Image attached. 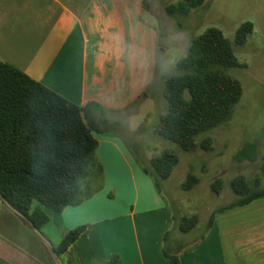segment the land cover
Returning <instances> with one entry per match:
<instances>
[{
  "label": "crops",
  "instance_id": "crops-1",
  "mask_svg": "<svg viewBox=\"0 0 264 264\" xmlns=\"http://www.w3.org/2000/svg\"><path fill=\"white\" fill-rule=\"evenodd\" d=\"M145 4L0 0V61L77 106L98 105L101 109L90 110L96 122L118 124L140 111L158 75L160 34L144 19ZM108 113L116 118L108 121ZM93 135L103 189L62 213L44 207L50 223L42 233L56 248L70 231L87 226L60 256L63 264H112L114 254L124 264H171L164 246L176 215L162 187L124 135L114 130ZM7 209L13 217L5 216ZM4 221L12 224L13 237L6 235ZM18 230L31 239L36 254L18 247ZM176 243L168 247L179 248ZM47 246L0 199V262L59 264ZM180 259L182 264H264V197L216 213L212 228L184 245Z\"/></svg>",
  "mask_w": 264,
  "mask_h": 264
},
{
  "label": "trees",
  "instance_id": "trees-1",
  "mask_svg": "<svg viewBox=\"0 0 264 264\" xmlns=\"http://www.w3.org/2000/svg\"><path fill=\"white\" fill-rule=\"evenodd\" d=\"M205 1L178 0L167 6L166 12L169 17L180 20ZM253 30L251 22L242 24L232 42L222 30L211 27L192 40L186 56L177 62L178 73L164 86L168 111L158 131L161 138L192 152L201 134L233 118L244 89L230 70L246 67L239 62L235 46H244ZM93 107L100 108L96 104L77 106L23 71L0 61V191L40 230L50 223L44 207L62 213L68 207H77L92 199L104 187V168L97 157L99 143L93 135L103 129L90 116ZM200 147L211 151L213 139L205 138ZM259 158L256 143L245 144L236 155L242 162L256 163ZM179 163L178 154L166 150L153 158L145 170L161 188L162 180H168ZM200 181L191 173L183 189L190 191ZM261 184L260 176L252 181L242 175L235 177L232 189L240 199L217 210L205 234L212 228L216 213L264 197ZM222 189L221 179L212 184L216 194ZM199 223V216H185L180 221V230L188 233ZM86 229L87 226H81L70 231L53 253L62 256ZM182 251L183 247L164 246L171 264H182ZM112 264H124L119 254L113 255Z\"/></svg>",
  "mask_w": 264,
  "mask_h": 264
},
{
  "label": "rangeland",
  "instance_id": "rangeland-1",
  "mask_svg": "<svg viewBox=\"0 0 264 264\" xmlns=\"http://www.w3.org/2000/svg\"><path fill=\"white\" fill-rule=\"evenodd\" d=\"M177 2L146 0L144 19L160 34L158 75L147 91L150 98L143 102L139 112L134 113L133 117L124 118L123 122L114 125L110 122L99 123L105 131L114 130L124 135L149 167L151 160L166 150L178 154L179 165L168 180L161 182L163 194L176 215L175 227L168 238L169 247L176 241L179 247H183L200 237L206 232L209 220L217 210L240 199L232 189L235 177L242 175L252 181L260 176V189L264 188V0H206L203 6L180 20L169 17L166 12L167 6ZM246 22L254 25L253 33L244 46H235L239 62L246 67L230 70V74L241 81L244 89L243 98L236 106L233 118L201 134L197 138L198 146L192 152L184 151L177 143L161 138L158 131L168 111L164 86L170 77L178 73L177 62L186 56L192 40L215 27L234 42L237 30ZM106 118L109 121L116 116L108 113ZM208 137L213 139L214 147L206 152L200 143ZM247 143H257L263 149L256 163H244L236 159L240 149ZM191 173L201 181L197 187L187 191L183 185ZM218 179L223 181L219 195L212 190V184ZM6 212L5 216H14L8 209ZM193 215L200 218L197 228L188 233L181 232V219ZM2 227L7 236L13 237L14 229L10 222L4 221ZM17 234L21 237L18 247L24 252L36 254L31 239L24 234L20 235L19 230ZM45 248L53 254L48 246Z\"/></svg>",
  "mask_w": 264,
  "mask_h": 264
},
{
  "label": "water",
  "instance_id": "water-1",
  "mask_svg": "<svg viewBox=\"0 0 264 264\" xmlns=\"http://www.w3.org/2000/svg\"><path fill=\"white\" fill-rule=\"evenodd\" d=\"M0 199L2 200V202L10 209L12 210L16 215H18L19 217H21L22 219H24L26 222H28L30 224V226L32 227V229L34 230V232L51 248V250L54 252L55 247L54 245L44 236V234L42 233V231L36 227L35 223L25 214H23L22 212H20L19 210H17L7 199L6 197L3 195V193L0 191ZM55 257L57 258V261L59 264H63V261L61 259V257L54 253Z\"/></svg>",
  "mask_w": 264,
  "mask_h": 264
}]
</instances>
